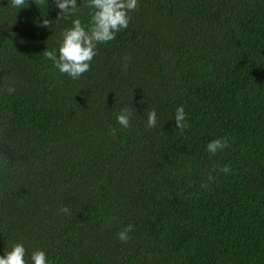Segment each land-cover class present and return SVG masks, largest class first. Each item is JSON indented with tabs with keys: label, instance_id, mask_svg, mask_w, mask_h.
Segmentation results:
<instances>
[{
	"label": "trees",
	"instance_id": "trees-1",
	"mask_svg": "<svg viewBox=\"0 0 264 264\" xmlns=\"http://www.w3.org/2000/svg\"><path fill=\"white\" fill-rule=\"evenodd\" d=\"M83 3L58 21L55 0H0V256L21 243L29 264L36 250L49 264H264V0H139L73 80L43 51L59 57L74 19L87 29Z\"/></svg>",
	"mask_w": 264,
	"mask_h": 264
},
{
	"label": "clouds",
	"instance_id": "clouds-1",
	"mask_svg": "<svg viewBox=\"0 0 264 264\" xmlns=\"http://www.w3.org/2000/svg\"><path fill=\"white\" fill-rule=\"evenodd\" d=\"M36 5H46L47 0H34ZM57 8V20L67 19L77 13L80 7L77 6V0H55ZM11 7L21 9L28 6V0H9ZM84 7L92 9L90 21L87 29L82 25L80 19L72 21V27L65 29L62 33V43L59 47V57L56 50L51 51L47 48L43 51L46 59H50L61 74H66L71 79H79L84 73L90 70L91 61L98 55V44H106L116 38V34L128 28L131 16L130 13L140 7L139 0H84ZM51 21L43 19L42 26H50ZM15 91L9 87V94ZM132 111L128 108L121 110L117 121L123 128H130V118ZM176 128L183 132L187 127L186 114L182 106L175 111ZM157 123V114L153 109L148 114L147 127L153 128ZM112 135L116 134L115 129H110ZM229 146L228 139L218 138L207 144V151L215 155L217 152ZM223 173L230 171L229 165L220 168ZM209 181L214 182V177L209 174ZM202 188H207V184H201ZM65 215L70 214V209L64 206L60 209ZM115 219V218H112ZM133 231V225L124 226L118 233V239L127 243L131 239L130 233ZM28 253L21 243H16L10 251L0 256V264H29L26 259ZM31 264H49L47 255L42 250H36L31 253Z\"/></svg>",
	"mask_w": 264,
	"mask_h": 264
}]
</instances>
